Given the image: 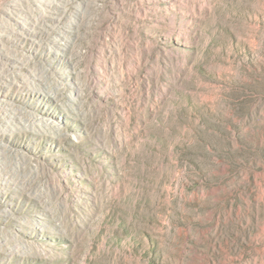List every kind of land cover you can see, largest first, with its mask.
Masks as SVG:
<instances>
[{
	"label": "rangeland",
	"instance_id": "1",
	"mask_svg": "<svg viewBox=\"0 0 264 264\" xmlns=\"http://www.w3.org/2000/svg\"><path fill=\"white\" fill-rule=\"evenodd\" d=\"M0 264H264V0H0Z\"/></svg>",
	"mask_w": 264,
	"mask_h": 264
}]
</instances>
